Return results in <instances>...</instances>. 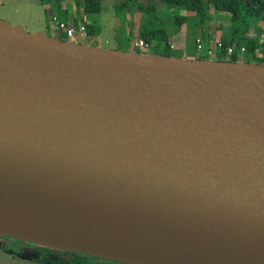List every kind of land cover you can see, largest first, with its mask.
Listing matches in <instances>:
<instances>
[{"label": "water", "instance_id": "95a60500", "mask_svg": "<svg viewBox=\"0 0 264 264\" xmlns=\"http://www.w3.org/2000/svg\"><path fill=\"white\" fill-rule=\"evenodd\" d=\"M0 235L131 264H264V63L0 19Z\"/></svg>", "mask_w": 264, "mask_h": 264}, {"label": "rangeland", "instance_id": "374dc122", "mask_svg": "<svg viewBox=\"0 0 264 264\" xmlns=\"http://www.w3.org/2000/svg\"><path fill=\"white\" fill-rule=\"evenodd\" d=\"M43 6L40 5L41 0H0V19H5L11 25L20 24L27 31L40 30L49 36H53L63 40L74 41L85 45H94L100 48L116 49L122 51L140 52L143 54L153 53L155 51H168V53L179 58H191L197 56L198 53L194 49L195 39L197 37H205L207 32L212 31L217 37L229 38L230 32L234 26L228 20V14L214 9L207 10L204 20L195 13H187L182 7L170 6L164 3H152V10L138 11L136 9L119 8L115 5V0H102L101 11L99 13H85L82 8L76 9L75 21H81L91 29L86 36L68 37L60 30H56L50 24V18L53 14L65 19L66 13L62 8H70L63 6L68 0H42ZM71 1V0H69ZM79 4L81 0H73L69 13H74L75 2ZM144 1V0H143ZM59 4V5H58ZM63 6V7H62ZM73 9V10H72ZM64 13V14H63ZM68 13V14H69ZM176 16H186V23L180 26L175 22ZM69 16H67L68 18ZM251 31H255L260 36L264 37V22L257 21ZM149 30H161L167 38L171 39L174 33L185 35L187 39V51L181 49L163 50L159 46L151 48H143L135 45V42L141 32ZM183 35V37H184ZM200 35V36H199ZM235 35V41L238 42L239 36ZM184 37V38H185ZM180 40V39H179ZM173 46L175 40H170ZM238 50V49H237ZM263 51L257 53L256 57L250 53H236V61H245L256 63L263 61ZM205 56V55H204ZM206 58H208L206 56ZM222 60H231V56L220 57ZM217 60V59H216ZM0 264H23L14 262L8 259L0 252Z\"/></svg>", "mask_w": 264, "mask_h": 264}, {"label": "trees", "instance_id": "16d2710c", "mask_svg": "<svg viewBox=\"0 0 264 264\" xmlns=\"http://www.w3.org/2000/svg\"><path fill=\"white\" fill-rule=\"evenodd\" d=\"M152 3H164L170 6H179L182 7L187 13H195L199 15L202 20L206 17L207 10L214 9L217 11H222L228 14V20L232 24L239 25L234 26L232 31L230 32V39L225 43H236L238 46H245L246 52L250 53L253 56L257 55L260 51L264 53V37L257 34L255 31H251L253 29V25L257 21L264 22V0H115V5L119 8H130L136 9L138 11L143 12L152 10ZM79 4V2H78ZM81 8L85 13H99L101 11L102 0H81L80 2ZM79 4V5H80ZM175 22L180 26L182 23H186V16H176ZM88 27V28H87ZM87 33L91 30L88 25H86ZM240 33L238 42L235 41V35ZM144 39L145 41L150 43L149 48L159 46L163 50H171L175 49V45L171 43L170 39L164 36L161 30H149L147 32H141L137 38ZM196 40V39H195ZM94 46V45H92ZM196 48V45H195ZM258 48L259 52H255V49ZM140 53V52H137ZM155 54H159L162 56L172 57L173 55L168 53V51H155ZM217 60H222L220 57L222 53L219 54ZM176 57V56H173ZM231 61H236V53L231 55ZM264 58V54L261 56ZM191 58H206L204 55H197ZM256 63H264L263 61H257ZM40 245V244H38ZM41 248H51L47 246L40 245ZM71 258V257H70ZM76 259L73 257L69 262L74 264ZM85 264V261H81L80 259L77 263ZM122 264V263H117Z\"/></svg>", "mask_w": 264, "mask_h": 264}, {"label": "flooded vegetation", "instance_id": "af4514ba", "mask_svg": "<svg viewBox=\"0 0 264 264\" xmlns=\"http://www.w3.org/2000/svg\"><path fill=\"white\" fill-rule=\"evenodd\" d=\"M0 252L8 259L23 264H71L69 261L73 257L76 259L74 264H81L77 263L79 259L85 264H131L70 250L41 248L37 243L4 235H0Z\"/></svg>", "mask_w": 264, "mask_h": 264}, {"label": "built area", "instance_id": "2783aa9c", "mask_svg": "<svg viewBox=\"0 0 264 264\" xmlns=\"http://www.w3.org/2000/svg\"><path fill=\"white\" fill-rule=\"evenodd\" d=\"M50 24L56 30H62L68 37H84L87 35V29L85 24L83 23L74 24L71 21H64L62 19H59V17H57L56 15H52L50 18ZM135 45L143 48H149L150 43L145 41L144 39H138L136 40ZM195 45L198 55H205L208 58L214 60H216L217 57L220 56V53H222L223 57H227L237 52L240 54L246 52L245 46L241 45L237 47L236 43H225V41L220 38L215 39L214 42H212L210 45L205 46L201 37H197L195 40ZM255 52H259V49L256 48Z\"/></svg>", "mask_w": 264, "mask_h": 264}, {"label": "crops", "instance_id": "0c3cea01", "mask_svg": "<svg viewBox=\"0 0 264 264\" xmlns=\"http://www.w3.org/2000/svg\"><path fill=\"white\" fill-rule=\"evenodd\" d=\"M58 2L57 3H59L61 0H57ZM73 0H71V1H67L66 2V5L64 4V3H60L61 5H63V6H70V8H71V6H74V5H71V2H72ZM43 4H44V2L41 0V2H40V5L41 6H43ZM59 5V4H58ZM75 9L73 10L74 11V13H75V15L71 12V13H69V11H71L70 10V8H62V9H64L63 10V12L64 13H66V14H64V15H66V18L65 19H62V18H60L58 15H56V14H53V15H56L57 17H59V19H62V20H66V21H71L72 23H74V24H78V23H82L83 22V19L81 20V21H75V20H77L76 19V9H78V8H81V4L79 5L78 4V1H76L75 2ZM62 6V7H63ZM69 13V14H68ZM67 16H69L68 18H67ZM87 25V24H86ZM88 28V27H87ZM183 35L184 34H182V36H180L179 34H176V33H174V36L171 38L172 40H175V49H181V50H183V51H187V39H186V37H185V35H184V37H183ZM200 36V35H199ZM217 38H220V39H222L223 41H229V39H230V37L229 38H221V37H217V35L216 34H214V33H212V31H210V32H207L206 33V36L205 37H203V36H201V39L203 40V43H204V45L205 46H208V45H210L212 42H214V40L215 39H217ZM170 39V40H171ZM180 39V40H179ZM194 49H195V51H196V48H195V45H194Z\"/></svg>", "mask_w": 264, "mask_h": 264}]
</instances>
